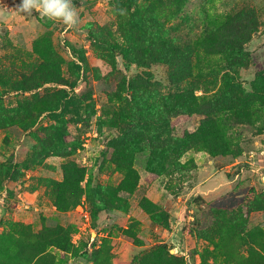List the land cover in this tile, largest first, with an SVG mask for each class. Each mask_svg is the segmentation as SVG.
Segmentation results:
<instances>
[{"label":"rangeland","instance_id":"1","mask_svg":"<svg viewBox=\"0 0 264 264\" xmlns=\"http://www.w3.org/2000/svg\"><path fill=\"white\" fill-rule=\"evenodd\" d=\"M160 1L163 3L159 5ZM20 2L0 0V73L16 81L30 74L34 65L45 62L42 55L50 57L65 78L77 80L76 93L92 94L99 112L89 126L78 120L83 115L79 117L74 110L67 115L68 141H81L70 158L52 154L34 160L39 142L34 133L42 137L39 130L53 123L50 114H43L30 130L12 121L33 101L39 102L49 94L70 90V87L48 83L38 90L24 92L0 82V169L3 171L0 175V235L8 233L15 225L23 226L26 237L55 227L64 228L68 231L71 248H49L54 264H130L136 258L151 254L161 244L168 246L170 254L182 257L184 264H200V253L205 250L212 252L211 264H234L231 259L238 257L223 253L218 249L221 246L216 247L217 242L224 239L220 228L224 234L233 223L238 225V230L234 227L235 232L226 235L223 249L233 247L238 254L248 256V241L252 240L255 257H264V249L259 246L264 244V208L249 209L253 205L251 201L264 195V131L259 121L254 125L228 126L227 130L234 131L242 149L237 157L213 156L205 149H193L182 157L186 167L181 171L157 176L146 168L148 154H137L134 167L140 175L139 187L133 194L119 193L127 200V209H103L94 218L84 195L78 206L61 211L55 206L51 192V181H62L63 166L71 159L86 169L82 182L85 190L89 187L93 191L111 189L124 177L110 162L113 150L108 143L118 135L117 129L104 126L102 132L98 130L102 109L123 80L127 82L137 75L152 72L156 80L168 83L165 66L132 64L127 67L123 54L119 51L116 55L110 54L109 42L128 48L126 36L141 39L137 12L146 14L158 4L157 11L166 14L172 36L187 42L202 33L208 16L222 17L246 6L255 8L261 25L246 45L252 61L237 72L243 88L252 91L256 73L264 68V0H188L180 7L173 0H138L132 7L130 0H72L78 13V23L73 26L51 19L36 9L29 16L18 9ZM80 56H85L86 65ZM79 65L81 71L77 68ZM76 93L71 96L76 98ZM205 117L174 119L173 133L181 136L185 131L194 132ZM8 169L22 175L12 180L7 177ZM144 197L168 213L167 224L151 220L140 206ZM128 229L133 235L126 234ZM241 233L247 234L249 240ZM97 249H101L102 254L95 261L93 255ZM85 252L92 259L85 256ZM13 262L11 255L0 252V264Z\"/></svg>","mask_w":264,"mask_h":264},{"label":"trees","instance_id":"2","mask_svg":"<svg viewBox=\"0 0 264 264\" xmlns=\"http://www.w3.org/2000/svg\"><path fill=\"white\" fill-rule=\"evenodd\" d=\"M186 1L173 0V3L180 7ZM137 2L130 0L129 3L132 7ZM162 3L160 1L159 5ZM157 7L158 4L146 14L136 13V20L141 23V39L126 36L128 48L123 45L118 47V43H108L110 54L116 55L117 51L123 54L128 61L127 67L132 64L149 67L163 65L167 69V84L156 80L152 72L137 75L127 82L123 80L118 91L110 95L109 104L103 107L102 116L98 118L100 132L104 126L118 131V135L108 143L113 150L110 162L124 177L117 187L94 191L89 187L85 190L82 182L86 169L69 160L63 166L62 181H51L55 206L61 211L78 206L84 195L94 218L103 209H127V200L120 197L119 193L133 194L138 189L140 175L134 162L139 153L148 154L146 168L150 174L169 175L186 167L181 159L189 150L205 149L213 156H239L242 153L239 139L233 134L234 131L231 133L227 130L228 126L254 125L259 121L261 131H264V68L256 73L251 84L252 91L245 90L237 79V72L248 67L252 61L246 45L260 30L256 9L246 6L222 17L208 16L202 33L194 41L186 42L172 36V29L167 28L166 14L158 12ZM179 7L177 10L180 11ZM42 56L45 62L34 65L30 74L11 81L0 73V82L5 86L11 85L15 91L24 92L38 90L48 83L70 87V90L61 89L56 94H49L39 102L33 101L30 106L21 109L18 118L12 121L30 130L43 114L49 113L53 123L39 130V133H43L42 137L34 133L39 140L34 160L52 154L70 158L81 141H68L67 115L74 110L79 117L83 115L78 120L89 126L99 111L90 92L76 93L77 80L65 78L58 64L50 61V57ZM80 58L86 65L85 56ZM77 68L81 71V65ZM198 91L202 93L198 94ZM72 93L77 94L76 98L71 96ZM75 99L78 101L75 102ZM194 115L206 117L194 132L185 131L183 135L176 136L173 133V120L179 121ZM8 170L7 177L12 180L22 175L17 170ZM255 200L251 201L253 205L249 209L264 208V195ZM140 206L154 223L167 224L168 213L159 204L144 197ZM229 226L224 234L220 228V236L224 239L221 243L217 242L216 247L221 246L218 249L223 253L238 257L231 259L234 264H264V257H255L252 240L248 241V256L238 254L233 247L227 251L223 249L226 235L234 233V227L238 230V225L230 223ZM239 231L243 232L241 228ZM126 234L133 235L129 229ZM243 234L249 240V236ZM24 235L21 225H15L8 233L0 235V252L11 255L14 260L7 264H54L49 248H71L68 231L62 227L31 235V239ZM259 246L264 249V244ZM101 254L102 250L97 249L93 255L95 261L99 260ZM84 255L92 259L87 252ZM200 257V264H211L209 259L212 252L205 250L200 253ZM130 264H184V260L170 254L168 246L161 244L151 254L136 258Z\"/></svg>","mask_w":264,"mask_h":264},{"label":"clouds","instance_id":"3","mask_svg":"<svg viewBox=\"0 0 264 264\" xmlns=\"http://www.w3.org/2000/svg\"><path fill=\"white\" fill-rule=\"evenodd\" d=\"M18 9L29 16L34 9L40 10L43 15L69 26L78 23V13L72 0H21Z\"/></svg>","mask_w":264,"mask_h":264},{"label":"built area","instance_id":"4","mask_svg":"<svg viewBox=\"0 0 264 264\" xmlns=\"http://www.w3.org/2000/svg\"><path fill=\"white\" fill-rule=\"evenodd\" d=\"M5 2H7V1H9V0H4ZM7 5H9V4H7ZM11 5V4H10ZM85 215H86V217L88 218V214L87 213H85Z\"/></svg>","mask_w":264,"mask_h":264}]
</instances>
